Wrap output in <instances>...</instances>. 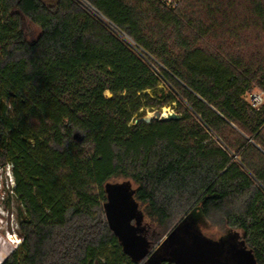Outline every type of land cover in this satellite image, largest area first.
Returning a JSON list of instances; mask_svg holds the SVG:
<instances>
[{
	"label": "trees",
	"instance_id": "obj_1",
	"mask_svg": "<svg viewBox=\"0 0 264 264\" xmlns=\"http://www.w3.org/2000/svg\"><path fill=\"white\" fill-rule=\"evenodd\" d=\"M255 88L264 0H0V163L22 238L0 264H143L106 218L120 177L160 236L193 220L264 264ZM165 106L181 118L143 119Z\"/></svg>",
	"mask_w": 264,
	"mask_h": 264
},
{
	"label": "water",
	"instance_id": "obj_2",
	"mask_svg": "<svg viewBox=\"0 0 264 264\" xmlns=\"http://www.w3.org/2000/svg\"><path fill=\"white\" fill-rule=\"evenodd\" d=\"M152 118L180 119L181 115L174 110L169 113L156 110L154 116L143 119ZM107 194L105 212L109 226L127 253L140 259L148 257L143 264H163L164 261L171 264H258L250 250L205 235L194 227L193 220H184L173 227L160 248L150 255L149 244L143 236L142 216L133 199L134 191L128 183H111L107 185ZM135 218H138L136 225Z\"/></svg>",
	"mask_w": 264,
	"mask_h": 264
},
{
	"label": "rangeland",
	"instance_id": "obj_3",
	"mask_svg": "<svg viewBox=\"0 0 264 264\" xmlns=\"http://www.w3.org/2000/svg\"><path fill=\"white\" fill-rule=\"evenodd\" d=\"M48 5H55L57 0H43ZM23 26L26 38L28 40L36 39L41 34V28L32 22L28 17L23 16ZM264 93L259 88H255L251 93ZM110 96V93H108ZM248 98V96H247ZM176 109L172 106H165L162 108L163 113H169ZM154 110L147 109L146 116H154ZM14 178L11 174L10 165H2L0 163V263L5 259L21 242L22 238L20 235V225L17 220V202L11 196L12 181ZM113 184L128 183V186L132 191L135 190L136 184L126 178L120 177L112 182ZM133 199L138 205V212L142 216L141 226L147 229L148 233L153 232L158 236L154 246L148 247V252L155 251L163 242L168 233L173 229V226L165 235L160 236L162 232H159L157 225L150 220V217L145 211V207L140 203L135 196ZM133 223H138V218H135ZM211 233H217V229H213ZM218 234H216V237ZM218 240L217 238H215Z\"/></svg>",
	"mask_w": 264,
	"mask_h": 264
},
{
	"label": "built area",
	"instance_id": "obj_4",
	"mask_svg": "<svg viewBox=\"0 0 264 264\" xmlns=\"http://www.w3.org/2000/svg\"><path fill=\"white\" fill-rule=\"evenodd\" d=\"M247 96H248L249 102L256 108H260L264 103V93H262V92H260V93H255V92L249 93ZM11 174H12V169H11ZM12 177L14 178L13 174H12ZM12 183H13L12 186L14 187L15 181L13 180Z\"/></svg>",
	"mask_w": 264,
	"mask_h": 264
},
{
	"label": "flooded vegetation",
	"instance_id": "obj_5",
	"mask_svg": "<svg viewBox=\"0 0 264 264\" xmlns=\"http://www.w3.org/2000/svg\"><path fill=\"white\" fill-rule=\"evenodd\" d=\"M149 246H150V245H149ZM160 246H161V245H160ZM160 246H159L157 249H159ZM162 248H163V247H162ZM162 248H161V249H162ZM157 249H156V250H157ZM156 250H155V251H156ZM155 251H153V252H155ZM153 252H151V253H149V254L151 255ZM147 258H148V257H145V259H143V263L145 262V260H146ZM163 264H171V263H169L168 261H164Z\"/></svg>",
	"mask_w": 264,
	"mask_h": 264
}]
</instances>
